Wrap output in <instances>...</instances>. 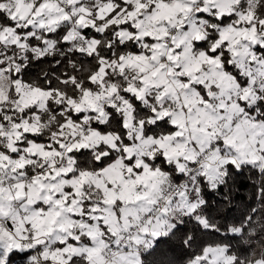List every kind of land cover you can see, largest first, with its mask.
I'll return each instance as SVG.
<instances>
[{
    "label": "snow or ice",
    "instance_id": "snow-or-ice-1",
    "mask_svg": "<svg viewBox=\"0 0 264 264\" xmlns=\"http://www.w3.org/2000/svg\"><path fill=\"white\" fill-rule=\"evenodd\" d=\"M17 257L264 264V0H0V264Z\"/></svg>",
    "mask_w": 264,
    "mask_h": 264
},
{
    "label": "trees",
    "instance_id": "trees-1",
    "mask_svg": "<svg viewBox=\"0 0 264 264\" xmlns=\"http://www.w3.org/2000/svg\"><path fill=\"white\" fill-rule=\"evenodd\" d=\"M236 188L238 191H233L232 192V199H233V204L236 208V211H233L230 213L232 216H237L239 214V208L247 203H250L249 201V196L251 195V187L248 184L247 180L245 178H240L237 182ZM208 198L212 201H217L219 200V197L215 193H210ZM193 228V225L189 224L186 226L185 230H191ZM173 244L171 243H164L160 245V250L162 252H168V253H173ZM175 255L183 256V252L179 249H176ZM191 255V253H189ZM17 259V264H19V257Z\"/></svg>",
    "mask_w": 264,
    "mask_h": 264
}]
</instances>
